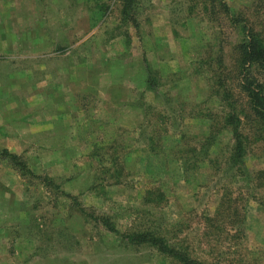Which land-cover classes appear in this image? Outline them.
I'll return each mask as SVG.
<instances>
[{"label":"rangeland","instance_id":"374dc122","mask_svg":"<svg viewBox=\"0 0 264 264\" xmlns=\"http://www.w3.org/2000/svg\"><path fill=\"white\" fill-rule=\"evenodd\" d=\"M203 1L138 0L124 18L121 0H0V151L43 177L0 161V264H183L123 237L143 230L190 257L264 264V186L227 170L204 63L232 66L239 34ZM224 1L257 19L255 0ZM246 162L263 170L264 145Z\"/></svg>","mask_w":264,"mask_h":264},{"label":"trees","instance_id":"16d2710c","mask_svg":"<svg viewBox=\"0 0 264 264\" xmlns=\"http://www.w3.org/2000/svg\"><path fill=\"white\" fill-rule=\"evenodd\" d=\"M121 1L123 17L128 18L131 12L135 11L134 7L138 0ZM204 1L211 3V13L215 11L216 2L220 3L224 16L239 34V39L233 46L232 66L225 64L224 55H219L213 60L204 59V63L208 66H214L211 63L213 61L218 66L213 69L215 72L213 86L216 90L213 91L223 102L224 114L221 129L229 131L231 135L225 164L227 170L232 171V176H239L252 181L256 187H261L264 186V169L251 172L248 170L246 161L250 147L255 144L264 145V0H255L257 19H252L246 14L234 13L224 0ZM209 9L210 7L206 5L205 10ZM155 84L150 75L148 87L154 89ZM204 138L203 147L213 146L215 142L213 132H209ZM4 160L20 171L23 176L33 175L43 178L41 175H35L21 155L6 148L0 151V161ZM45 179L51 181L48 177ZM162 198L164 196L160 190L147 191V201ZM95 218L102 221L108 230L118 232L115 225L109 221V217L101 215ZM123 237L132 244L150 243L183 264H218L206 259L190 257L186 252L170 245L164 236L149 230L124 233Z\"/></svg>","mask_w":264,"mask_h":264}]
</instances>
